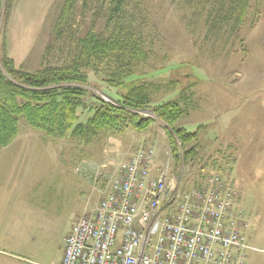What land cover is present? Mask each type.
I'll return each instance as SVG.
<instances>
[{"label": "rangeland", "instance_id": "1", "mask_svg": "<svg viewBox=\"0 0 264 264\" xmlns=\"http://www.w3.org/2000/svg\"><path fill=\"white\" fill-rule=\"evenodd\" d=\"M65 3L15 0L8 49L19 68L34 71L44 64L64 66L74 58L79 39L89 30L105 37L114 31L117 0H79L58 25ZM250 4L248 21L238 28L228 19L225 0H126L122 32L148 56L135 66L134 83L147 85L151 106L176 102L185 110L177 127L198 133V141L192 144L197 155L177 173L169 129L150 110L139 113L156 120L144 131L110 130L91 142L85 136L68 137L55 140L56 147L50 150L25 141L23 135L34 129L22 118V141L0 153V163H7L8 179L18 182L27 174L19 195L40 207L45 199L57 200V209H24L25 223L15 226L10 222L14 213L5 211V216L2 212L3 234L17 236L19 243L0 250V264H62L65 239L75 224L73 200L85 188L83 179L81 183L75 179L84 171L76 168L86 162L95 169L89 176L91 189L106 178L98 177L105 166L107 185L108 176L116 175L120 165L141 147L155 149L158 167L167 168L170 163V176L181 180L183 188L201 185L224 166L223 178L243 197L238 199V208L244 211L247 224L243 229L248 246L245 264H264V0H250ZM2 21L3 16L0 30ZM82 71L89 76L93 93L115 105L106 95L109 86L104 81L113 70L91 61ZM113 90L126 94L124 88ZM114 92L111 95L116 97ZM96 104L95 96L86 100V107L79 110L81 123L87 125ZM46 182L53 186L50 191ZM10 194L13 197L12 187ZM104 196L100 190L99 202ZM92 197L97 200L96 195Z\"/></svg>", "mask_w": 264, "mask_h": 264}, {"label": "built area", "instance_id": "2", "mask_svg": "<svg viewBox=\"0 0 264 264\" xmlns=\"http://www.w3.org/2000/svg\"><path fill=\"white\" fill-rule=\"evenodd\" d=\"M170 165L136 150L72 227L62 264H245L238 192L220 172L183 188Z\"/></svg>", "mask_w": 264, "mask_h": 264}, {"label": "trees", "instance_id": "3", "mask_svg": "<svg viewBox=\"0 0 264 264\" xmlns=\"http://www.w3.org/2000/svg\"><path fill=\"white\" fill-rule=\"evenodd\" d=\"M78 1L66 0L58 25L71 15ZM225 2L228 19L234 21L238 28L243 27L251 13L250 0ZM125 3L126 0H117L114 16H118V20L109 37L91 29L79 39L70 63L64 66L44 64L29 71L17 66L8 49L9 24L15 0H0V21L3 16L0 30V151L18 138L22 118L31 128L50 139L85 136L91 142L102 132L110 130L123 132L128 127L137 131L148 129L156 120L139 113L150 110L169 129L177 173L197 155V147L192 144L198 141V133L177 127L186 114L185 110L176 102L151 106L147 85L134 83L135 66L146 62L148 56L144 49L133 44L128 34L122 32L120 20ZM91 61L113 70L104 80L107 87H111L107 88L108 94L95 89L108 95L115 105L107 103L91 90L89 76L82 71ZM131 79L133 81L129 82ZM113 88H124L126 94L114 92ZM93 96L97 99V104L91 109L95 113L85 125L80 122L79 110L86 107V100ZM216 164L219 165V161ZM219 171L223 175L225 167L221 165Z\"/></svg>", "mask_w": 264, "mask_h": 264}, {"label": "crops", "instance_id": "4", "mask_svg": "<svg viewBox=\"0 0 264 264\" xmlns=\"http://www.w3.org/2000/svg\"><path fill=\"white\" fill-rule=\"evenodd\" d=\"M38 133V134H36ZM21 134H19L18 138L14 141V143L12 145H10L9 147H7L6 149H3L0 151V153L3 152H7L10 151L11 149H13L16 145V143L18 141H22V139H20ZM41 135V136H40ZM24 139L27 143H39L40 145L44 146L45 148L49 147H56L55 146V140L48 138L46 136H44L42 133L36 131V130H27L26 133L23 135ZM46 144V145H45ZM14 145V146H13ZM47 146V147H46ZM27 147V146H25ZM65 148H61V151L64 150ZM54 162V160L52 161ZM1 164V163H0ZM236 164V163H235ZM2 165V164H1ZM0 165V250L1 249H5V248H15L17 247L18 243H19V239L17 236H13L8 238V236L6 234V231L2 230V223H3V216H1L2 212H4L5 215V211H9L14 213L13 214V218L12 221H10L12 223L13 226H15V224L21 222V223H25L24 221V216H22L23 213H21L22 210L24 209H29L30 211H34L37 212V210L40 208V211H45V209L49 208V209H57V200L52 201L49 200L47 201V199H45L42 203V206L40 207L39 205H35L32 202V199L28 198V200H26L25 196H23L22 194L19 195V191L24 189L25 186V177L27 176V174H23V178L20 181H16V179H14L13 177H11L10 179H8L9 173L7 172V170H9L7 168V163H5L4 165L1 166ZM83 167H79L76 168V171H81V169H83L84 173L82 174V176L79 178H75L77 179L80 183L82 182V179L85 183V188L84 190L81 189V191L79 192V196L78 194H76L77 198H75L73 201H75V203L73 204V210L71 215L74 216L75 221L74 223L77 222V220L87 211L93 209L95 206H97L98 202H99V196H100V190H103V193L105 195V191L107 189V186L109 184L106 185L105 181L107 180V174L104 168L105 166H103L101 168V170L104 172H100L98 173V177H101L103 179V177H106L105 179H103L104 181L101 182L100 185L96 186V187H92L90 189V185H89V176H93L94 175V168L91 166H89L88 163L85 162V164L82 165ZM98 171V170H97ZM234 173V171L232 172ZM112 177V176H111ZM110 176H108V179H111L109 181V183L113 180V178L115 177V175L111 178ZM234 179H236L234 177ZM235 182V180H233V183ZM46 186H48L49 191L50 188H52L53 186L50 184V182H46L45 183ZM81 185V184H80ZM31 186V184L29 185ZM82 186V185H81ZM10 187H12L14 189V194L13 197L10 195H7V192L9 191ZM105 189V190H104ZM239 193V191H238ZM242 194V193H241ZM239 193V197H240V201H241V195ZM96 195L97 196V200L94 201L93 197ZM243 198V197H242ZM42 215H44L43 213H41ZM6 216V215H5ZM32 223H35V221H32ZM74 226V225H73ZM15 229V228H13ZM16 230H14V232H16ZM26 230H23L22 232H25ZM31 230H29L30 232ZM11 245V246H10ZM1 253V252H0Z\"/></svg>", "mask_w": 264, "mask_h": 264}]
</instances>
